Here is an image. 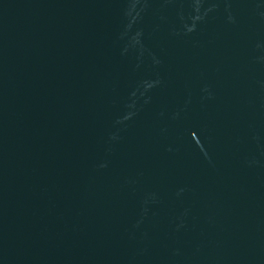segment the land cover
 <instances>
[{"label": "water", "instance_id": "water-1", "mask_svg": "<svg viewBox=\"0 0 264 264\" xmlns=\"http://www.w3.org/2000/svg\"><path fill=\"white\" fill-rule=\"evenodd\" d=\"M0 264H264V0H0Z\"/></svg>", "mask_w": 264, "mask_h": 264}]
</instances>
